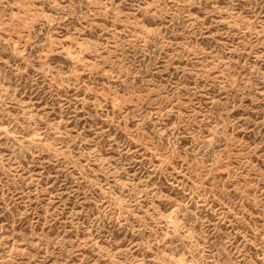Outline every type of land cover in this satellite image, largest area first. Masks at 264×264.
I'll return each instance as SVG.
<instances>
[{
	"label": "rangeland",
	"instance_id": "1",
	"mask_svg": "<svg viewBox=\"0 0 264 264\" xmlns=\"http://www.w3.org/2000/svg\"><path fill=\"white\" fill-rule=\"evenodd\" d=\"M0 264H264V0H0Z\"/></svg>",
	"mask_w": 264,
	"mask_h": 264
}]
</instances>
